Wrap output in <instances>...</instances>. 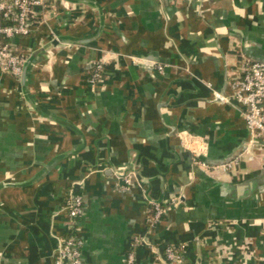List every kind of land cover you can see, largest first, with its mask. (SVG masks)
<instances>
[{"label":"crops","instance_id":"crops-1","mask_svg":"<svg viewBox=\"0 0 264 264\" xmlns=\"http://www.w3.org/2000/svg\"><path fill=\"white\" fill-rule=\"evenodd\" d=\"M54 4L12 40L25 74L0 70V264H55L72 190L89 264H126L132 247L165 264L180 243L189 264H264V140L249 144L243 105L216 98L242 56L264 60V0ZM244 145L235 168L209 166Z\"/></svg>","mask_w":264,"mask_h":264},{"label":"built area","instance_id":"built-area-1","mask_svg":"<svg viewBox=\"0 0 264 264\" xmlns=\"http://www.w3.org/2000/svg\"><path fill=\"white\" fill-rule=\"evenodd\" d=\"M53 9L54 0H0V70L20 79L29 60L28 53L19 54L12 40L19 35H28L37 13V8ZM137 62H146V58H134ZM163 69L161 64L157 65ZM90 77L92 85L98 84L105 69L104 61L93 63ZM231 95L216 92V98L225 101H236L244 107V118L250 134L249 144L264 140V60H254L246 56L239 59L236 76L230 82ZM247 148V147H246ZM245 148V149H246ZM242 153L234 159L219 165H209L213 169L228 171L239 164ZM207 167L208 164L202 162ZM115 186L126 190L132 182L128 174L115 173ZM174 203V202H171ZM168 204L161 201L154 203L152 216L148 221L154 226L167 211ZM66 219L67 236L58 246L55 264H89L85 261L83 247L85 244L83 230L79 220L84 213V200L79 192L71 191L61 209ZM186 245L172 244L165 249V264H189L186 259ZM126 264H138L136 250L132 247L126 256Z\"/></svg>","mask_w":264,"mask_h":264},{"label":"water","instance_id":"water-1","mask_svg":"<svg viewBox=\"0 0 264 264\" xmlns=\"http://www.w3.org/2000/svg\"><path fill=\"white\" fill-rule=\"evenodd\" d=\"M57 42H59V41H58V40H54V43H55V44H56ZM27 64H28V62L26 63V65H25V67H24L23 74H25V70H26ZM141 64H142V63H141ZM222 94H223V93H222ZM245 148H246V146L244 145L242 151H239L237 154H235L233 157H231V158H229V159H226V160H224V161H220V162H217V163H210V164H212V165H219V164H223V163H225V162H228V161L234 159V158H235L237 155H239L240 153H242V152L245 150ZM204 162L209 164V162H208L207 160H206V161L204 160ZM116 172H118L119 175L126 174V172H125V173H122V172L120 173L119 171H116Z\"/></svg>","mask_w":264,"mask_h":264},{"label":"trees","instance_id":"trees-1","mask_svg":"<svg viewBox=\"0 0 264 264\" xmlns=\"http://www.w3.org/2000/svg\"><path fill=\"white\" fill-rule=\"evenodd\" d=\"M16 51H17V50H16ZM17 53H19V54H23V53H25V52L17 51Z\"/></svg>","mask_w":264,"mask_h":264}]
</instances>
